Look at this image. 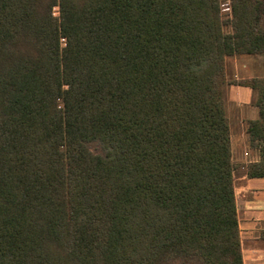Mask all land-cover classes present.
Masks as SVG:
<instances>
[{
    "label": "trees",
    "instance_id": "trees-1",
    "mask_svg": "<svg viewBox=\"0 0 264 264\" xmlns=\"http://www.w3.org/2000/svg\"><path fill=\"white\" fill-rule=\"evenodd\" d=\"M224 3L0 0V264H244L264 75L226 58L264 56V0ZM231 85L258 108L239 166Z\"/></svg>",
    "mask_w": 264,
    "mask_h": 264
},
{
    "label": "crops",
    "instance_id": "crops-1",
    "mask_svg": "<svg viewBox=\"0 0 264 264\" xmlns=\"http://www.w3.org/2000/svg\"><path fill=\"white\" fill-rule=\"evenodd\" d=\"M254 56H259L262 63L264 62L263 55ZM230 92V100L234 104L243 108H250L249 114L243 116L246 120L257 118L258 108L252 104L253 92L250 87L237 85L231 88ZM243 130L242 135L244 134L246 137V132ZM231 147H233L232 129ZM256 179H263V183L254 185ZM237 191L239 192L237 193ZM235 196L238 208L243 263L264 264V244L260 240V232L264 228V178H249L245 175L237 178Z\"/></svg>",
    "mask_w": 264,
    "mask_h": 264
},
{
    "label": "rangeland",
    "instance_id": "rangeland-1",
    "mask_svg": "<svg viewBox=\"0 0 264 264\" xmlns=\"http://www.w3.org/2000/svg\"><path fill=\"white\" fill-rule=\"evenodd\" d=\"M54 11L55 14H58V7H56ZM223 12L226 14L230 12L228 6V0H225V3L223 4ZM226 29L229 30L228 26L226 27ZM263 74H264V62L262 63L261 58L259 56L243 54V55L228 56L226 58V77L230 81L253 78L256 76H262ZM235 86L237 85L228 86L227 107H228V115L230 117V126L233 135V147H232L233 163L239 166L243 164L245 165L249 161L256 160L257 158H259V154L258 151L250 148L249 146L248 135L246 132L247 122L249 119L246 120L243 117L249 114L250 108L240 107L234 104L230 100L231 88H234ZM243 129L246 132V137L244 136V134L242 135ZM242 171L243 169H239L237 171V174H240ZM254 182H255L254 185L257 184L261 185L263 183V179H256ZM239 191H237V193Z\"/></svg>",
    "mask_w": 264,
    "mask_h": 264
}]
</instances>
